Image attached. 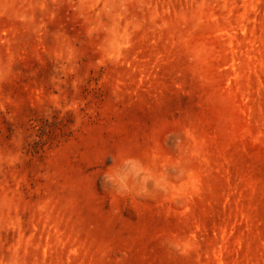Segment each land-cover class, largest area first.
<instances>
[{"label": "rangeland", "instance_id": "rangeland-1", "mask_svg": "<svg viewBox=\"0 0 264 264\" xmlns=\"http://www.w3.org/2000/svg\"><path fill=\"white\" fill-rule=\"evenodd\" d=\"M0 264H264V0H0Z\"/></svg>", "mask_w": 264, "mask_h": 264}, {"label": "clouds", "instance_id": "clouds-1", "mask_svg": "<svg viewBox=\"0 0 264 264\" xmlns=\"http://www.w3.org/2000/svg\"><path fill=\"white\" fill-rule=\"evenodd\" d=\"M112 161V165L103 172L102 178L117 195L134 193L136 198H143L152 189L163 191L167 188L166 175L157 173L139 157L121 155L118 161Z\"/></svg>", "mask_w": 264, "mask_h": 264}]
</instances>
